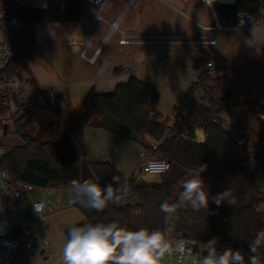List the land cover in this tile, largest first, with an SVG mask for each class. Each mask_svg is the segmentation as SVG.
Listing matches in <instances>:
<instances>
[{
	"label": "trees",
	"instance_id": "1",
	"mask_svg": "<svg viewBox=\"0 0 264 264\" xmlns=\"http://www.w3.org/2000/svg\"><path fill=\"white\" fill-rule=\"evenodd\" d=\"M0 1L9 10L3 21L5 33L19 51L7 75L23 78L28 75V63L36 53V25L77 22L84 13L87 0H67L64 11L57 7L56 0H47L46 9L26 8L24 0ZM258 8L257 0H238L235 6L221 8L220 14L231 25H236L238 14L254 13ZM238 73L243 71H227L222 77H214L210 70L201 73L186 95L187 113L178 124L176 138L160 145L157 151L152 147L163 139L168 126L159 110L161 94L155 86L132 77L128 84L119 85L114 93L100 94L92 89L83 100L81 115L72 117L71 123L65 124L64 132H58L56 137H52L49 126H37L29 112L15 117L14 131L9 134L16 144L7 143L9 150L0 156V166L14 183L30 184L36 190L71 191L72 180H93L105 186L112 183L113 176H119L121 182H127L128 194L119 204L110 203L103 211L74 202L71 192L73 207L83 214L84 223L115 221L131 230L141 227L164 230L160 204L165 200L175 202L178 181L187 178L189 170L199 164L207 165L201 176L209 196L229 189L232 203L224 202L217 207L210 199L208 209H178L173 234L203 246L212 241L233 242L249 253L250 241L258 231L264 230V215L260 211L264 196L261 197V188L245 152L236 145L221 122L225 116H230L237 128L251 133L258 145L261 142L257 137L259 134L234 115L242 105L236 90L241 89V84L231 76ZM225 83L229 88L224 87ZM200 94L206 101L215 102L216 107L202 106ZM249 95V90L244 93L243 106L262 110L261 100L254 103ZM3 115L6 110L0 109V116ZM87 127L105 130L112 136L146 148L155 158L170 162V172L161 175L160 182L137 177L127 180L109 162L88 161ZM197 131L206 135L205 143L194 141ZM260 158L264 168V153ZM258 257L264 264V247L258 249Z\"/></svg>",
	"mask_w": 264,
	"mask_h": 264
},
{
	"label": "crops",
	"instance_id": "2",
	"mask_svg": "<svg viewBox=\"0 0 264 264\" xmlns=\"http://www.w3.org/2000/svg\"><path fill=\"white\" fill-rule=\"evenodd\" d=\"M111 1H114L113 5L108 6L107 3L102 10L104 21H95L97 11L90 9L84 11L77 22L36 25V53L28 63L27 75L43 90V93L40 90L29 93L31 105L29 113L35 124L38 122L37 118H43L44 122L41 125L46 126L59 117L56 110L48 107L44 95L47 92H52L56 97V109L60 110L63 119L71 121L77 99L83 104L84 98L92 89L100 94L114 93L119 85H126L132 77H136L141 82L157 88L161 94L159 110L166 119L172 112L165 115L164 106L169 104L173 110L180 107L201 73L210 70L214 77H222L214 74L217 63L221 62L226 71L223 76L227 71L258 72L264 76V22L250 30L242 29L230 34L218 32L215 45L202 47L208 60L201 68L199 62L190 54V47L200 45L183 43L121 45L119 39L121 32L141 37L193 39L198 34L196 24L202 25L197 21L200 17V8L204 6L212 16L209 7L202 0ZM24 6L46 9L48 1L24 0ZM212 21L214 23L213 16ZM114 22L118 23L119 31L111 34V24ZM84 50L86 53L91 52V57L99 50L95 63L89 61L91 57L82 56ZM209 62H213L212 68H208ZM177 73L179 77L174 78L173 75ZM169 85H173L181 95L166 96L168 93L164 94V88ZM85 142L87 149L96 142L104 146L101 152L88 153V161L109 162L127 180L134 176L132 171L134 167L128 170L127 156L119 155L121 151L119 148L122 144L128 145L125 144L128 141L112 136L105 130L87 127ZM107 150H113L112 160L109 157L103 158ZM130 150L131 155L136 157L138 149L135 150L132 146ZM133 160L137 164V159ZM36 191L24 197L22 213L33 224L36 233L50 242V255L47 256L40 245L37 248L39 252H30L21 247L10 264H62L61 253L67 240L68 228L85 222L83 214L73 207L70 190H66L70 197L69 200L68 197L65 199L70 204L67 205L68 208L62 207L65 200L61 195L64 191L45 190L41 194ZM50 192L57 193L56 201ZM37 196L54 201V204H51L53 212L43 220H38L28 209L30 202L37 201L35 200ZM260 211L264 215V202L260 205ZM44 221V225H41L40 222Z\"/></svg>",
	"mask_w": 264,
	"mask_h": 264
},
{
	"label": "built area",
	"instance_id": "3",
	"mask_svg": "<svg viewBox=\"0 0 264 264\" xmlns=\"http://www.w3.org/2000/svg\"><path fill=\"white\" fill-rule=\"evenodd\" d=\"M110 0H87L84 11L95 9L97 11L96 20L104 21L102 17V10ZM205 3V0H202ZM211 3V0H208ZM238 0H214L213 4L209 6L211 14L214 19V24L211 27H205L201 24H196L198 34L195 38L190 40L176 39L170 37H153V36H133L121 32L119 43L121 45H133V44H172L183 43L189 45L211 46L216 44V34L218 32H234L242 29L250 30L262 23L264 16V0H257L258 11L254 13H240L237 15V24L231 25L226 18H223L220 14V9L223 7H232L237 5ZM67 4V0H56L57 7L64 11ZM8 7L0 1V26L4 33V39L0 41V109L6 110V115L0 116V139L14 131V118L24 116L29 112L30 107V92L42 91V88H38L33 80L24 76L23 78H15L7 75V71L14 63L19 55V51L15 46L13 40L6 35L3 27V21L8 15ZM119 31L118 23L111 24V34ZM142 42V43H141ZM99 54V50L89 59L91 63H95ZM82 56L86 58V50L82 52ZM213 67V62L208 63V68ZM174 78L179 77V73L173 75ZM48 107L54 110L57 105L56 97L52 92L44 94ZM200 104L207 109L216 107L215 102H208L205 100V96L200 94ZM187 113V107L183 103L180 107L175 108L169 115L167 120V131L163 139L154 144L153 151H157L160 145H164L168 142H172L177 136V127L182 118ZM259 120L264 123V112L259 114ZM222 126L224 130L233 138L236 145L241 148L248 158L249 166L253 172L257 182L261 188V197L264 196V168L261 161L263 152L257 144V140L253 138L251 133L246 130L239 129L235 126L234 120L230 116H225L222 119ZM5 127L7 132L5 133ZM201 139L195 137L194 141L200 144L205 143L206 135L201 131ZM187 139V137L182 136ZM141 161L140 171L145 174L164 175L170 172L171 163L166 160L155 158L151 152L146 148L140 147L138 154ZM161 164H166L167 168H161ZM36 189L26 183H14L6 171L0 166V264H10L16 252L24 247L30 252H35L40 245L43 252L48 256L50 255V242L48 240H42L36 233L33 224L30 223L22 213L24 207V197L28 194L35 192ZM29 212L40 220L46 219L49 213L53 212L51 204L47 201H32L28 206ZM24 238L25 242L20 243V240ZM174 243L178 240H184L189 243L192 251L189 256L181 257L178 254L166 256L169 260H174L176 263L170 264H185L188 260L192 264L193 258H199L205 252L201 250L203 245L197 241L190 240L184 237H176L171 233L168 237ZM215 244L217 248L226 249L232 248L233 250H241L245 255V261L247 264V258L249 253L243 248L238 247L233 242H220L212 241L207 244ZM262 264V263H260Z\"/></svg>",
	"mask_w": 264,
	"mask_h": 264
},
{
	"label": "clouds",
	"instance_id": "4",
	"mask_svg": "<svg viewBox=\"0 0 264 264\" xmlns=\"http://www.w3.org/2000/svg\"><path fill=\"white\" fill-rule=\"evenodd\" d=\"M213 2L211 0L209 4L205 0L209 6ZM160 167L167 168V165ZM206 168L207 165L199 164L190 169L187 178L178 181L177 200L173 203L165 200L160 204L164 230L144 227L131 230L115 221L72 225L62 249V264H161L166 256H189L192 249L188 242L178 240L173 243L168 238L175 230L178 209H208L210 199L217 207L224 202L232 203L229 189L209 196L201 176ZM70 186L74 202L96 211H103L110 203L119 204L128 194L127 182H121L119 176H113L112 183L105 186L93 180H72ZM261 247H264V230L258 231L250 241L247 264H260L258 249ZM192 264H246V261L241 250L226 248L218 251L215 244H210L202 256L193 258Z\"/></svg>",
	"mask_w": 264,
	"mask_h": 264
},
{
	"label": "rangeland",
	"instance_id": "5",
	"mask_svg": "<svg viewBox=\"0 0 264 264\" xmlns=\"http://www.w3.org/2000/svg\"><path fill=\"white\" fill-rule=\"evenodd\" d=\"M40 1H43V0H40ZM113 2L114 1H109L108 2V6H111L113 5ZM200 17H199V20H197L198 22H201L202 25L204 26H212L213 21H212V16L209 14V10L207 8H205L204 6H202V8H200ZM262 22H264V18L262 20ZM226 33H232V32H226ZM108 34V33H107ZM106 34V36H107ZM225 33H223L224 35ZM4 39V33L2 31H0V41ZM203 46H197V47H190L191 49V56L195 58L196 62H199V65L200 67L202 68L203 66L206 65L207 63V60H208V57L204 54V51L202 49ZM205 48V47H203ZM208 50H211V48H206ZM92 53L91 52H87L86 53V56L89 58L91 57ZM79 59L83 62V63H86V61L83 60V58L79 57ZM227 61V60H225ZM223 63V62H222ZM221 62L220 63H217V66H216V69L214 70V74L215 75H220V76H223L226 71L225 69L221 66ZM232 78L234 80H237L238 82H240L241 84V89H236L237 90V94L239 95V102L240 104L242 103L241 107L238 108L237 110L234 111V115H236V117L242 121L243 124H245V126L248 125V127L250 129H253V131L257 132L259 135L257 137H259L258 139H260V143H259V148L261 149V151L264 153V123L259 121V114L263 113V109H264V76L263 75H260L258 72H243V73H238L236 75H231ZM225 88H229L228 84L225 83ZM250 91V100L254 103H257L258 101L261 100V104H262V107L263 108L262 110L260 109H252L250 110V108H248L247 106H243L244 102H245V97H244V93L247 92V91ZM168 93L166 96H173L175 94V96H179L181 95L178 90H176L175 87H173V85H169V86H166L164 88V94ZM221 95V94H220ZM184 99V98H183ZM31 107V105H30ZM75 110L72 112L73 114V118L75 117H79V115H81V113L83 112V106H82V103L79 101V99H77L75 101ZM56 110L57 114L59 115L58 119L55 121V122H52L46 126H49L50 130H51V134H52V137H56L57 136V133L58 132H64V130L66 129V126L65 124H70L71 122L70 121H66L63 119L62 117V113L60 112V110L58 109H54V111ZM173 110V108L171 109L169 107V104H167L166 106H164V114L165 115H168L169 113H171ZM44 115V114H43ZM61 115V117H60ZM37 126H43L41 125V123L44 122L43 118H37ZM68 124V125H69ZM7 143H14L16 144V140L14 139V137L9 134L8 136H5L4 138L0 139V156L5 153L7 150H9V148L7 147ZM125 144H128V145H124L122 144L121 147L119 148L121 151L119 153V155L121 156H124L126 157L127 156V160L128 162V170H131L132 167H134L132 169V171H134V176L133 177H137L138 179H141V180H145V181H148V182H160L161 179H162V176L161 175H155V174H145V173H142L140 171V168H141V161L139 160L137 154H138V151L140 149V146L139 148L136 146L137 144L135 143H132V142H129L128 143H125ZM92 146H88L89 148L87 149L88 150V153L90 154H94V152H101L102 149H104L102 146V144L100 145L98 142L94 143V144H91ZM128 146V147H126ZM132 146L133 148L136 150V148L138 149L137 153H136V157L132 156L131 155V150L132 149ZM133 154V153H132ZM112 155H113V150H107L106 152H104L103 154V158H110L112 160ZM133 158H136L137 160V164L134 162ZM38 191V192H37ZM36 192L37 193H44L45 190H37ZM51 196L53 197V199H55L54 201H56L57 199V193H54V192H50ZM63 197V199L65 200L66 197H68V200H69V192H66L64 191L63 192V195H61ZM39 197V198H37ZM35 198V200L37 201H49L50 204H54L52 200H47L46 198H41L40 196H37ZM67 200V199H66ZM65 200L64 204L62 207H65V208H68L67 205L70 206V204L67 203V201ZM54 206V205H53ZM57 211V209H56ZM51 214V213H49ZM38 220H40L39 218H37ZM42 223L41 225H44L43 223L44 222H40ZM41 238V237H40ZM42 239V238H41ZM44 240V239H42ZM25 242V239L22 238L20 240V243L23 244ZM209 246V245H208ZM207 245L206 246H203L201 248V250H203L205 252L206 248L208 247ZM38 248V247H37ZM218 251H223L224 249H221V248H217ZM40 250H36V252H39ZM41 255H43L45 257V255L43 253H40ZM16 258V255L14 257V259ZM171 262H174L176 263L174 260H169L167 258H164L162 261H161V264H170ZM191 262L186 260L185 261V264H190Z\"/></svg>",
	"mask_w": 264,
	"mask_h": 264
},
{
	"label": "water",
	"instance_id": "6",
	"mask_svg": "<svg viewBox=\"0 0 264 264\" xmlns=\"http://www.w3.org/2000/svg\"><path fill=\"white\" fill-rule=\"evenodd\" d=\"M7 127H5V133L7 132ZM201 137H202V133H201V131H197V133H196V138L197 139H201Z\"/></svg>",
	"mask_w": 264,
	"mask_h": 264
}]
</instances>
